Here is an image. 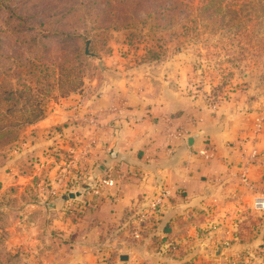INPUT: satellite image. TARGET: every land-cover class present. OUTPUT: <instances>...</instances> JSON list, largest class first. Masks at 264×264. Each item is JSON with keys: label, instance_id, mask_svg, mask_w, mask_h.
I'll return each mask as SVG.
<instances>
[{"label": "crops", "instance_id": "obj_1", "mask_svg": "<svg viewBox=\"0 0 264 264\" xmlns=\"http://www.w3.org/2000/svg\"><path fill=\"white\" fill-rule=\"evenodd\" d=\"M191 77L172 59L27 125L0 166V264H221L247 247L242 205L264 216L254 207L264 196V82L248 76L211 100ZM63 149L76 159L69 176ZM93 176L114 184L67 197ZM161 189L160 217L135 239L138 213Z\"/></svg>", "mask_w": 264, "mask_h": 264}, {"label": "rangeland", "instance_id": "obj_2", "mask_svg": "<svg viewBox=\"0 0 264 264\" xmlns=\"http://www.w3.org/2000/svg\"><path fill=\"white\" fill-rule=\"evenodd\" d=\"M172 59L191 67L195 92L211 100L248 76L264 82V0H0V113L16 122L72 101L84 107L105 83ZM25 127L0 138V163ZM58 157L69 176L74 154ZM242 206L240 244L249 245L221 264H264V216Z\"/></svg>", "mask_w": 264, "mask_h": 264}, {"label": "built area", "instance_id": "obj_3", "mask_svg": "<svg viewBox=\"0 0 264 264\" xmlns=\"http://www.w3.org/2000/svg\"><path fill=\"white\" fill-rule=\"evenodd\" d=\"M201 155H208L207 150H201L199 151ZM76 182H73L72 186H75ZM114 184V180L109 178V177H103L97 180L92 188L88 190L87 192L91 193L92 195H99L100 192L105 189L110 187L111 185ZM67 190V186H65ZM168 196V191L165 189H161L159 194L152 198L146 206L138 213V217L136 221L134 222V237L135 239H140L141 238V233L145 231L147 227H150L155 221L160 217L162 213V207L164 204V199ZM254 207L257 210H262L264 211V196H258L255 199L254 202Z\"/></svg>", "mask_w": 264, "mask_h": 264}, {"label": "trees", "instance_id": "obj_4", "mask_svg": "<svg viewBox=\"0 0 264 264\" xmlns=\"http://www.w3.org/2000/svg\"><path fill=\"white\" fill-rule=\"evenodd\" d=\"M8 10L11 12V17H15L16 13L14 10H12L10 7H8ZM17 19H22V22H26L25 18L24 17H16ZM56 33H52V35H54ZM10 112V111H9ZM0 138H2L3 136H6L7 134H11L12 132L18 130L17 127L19 126H22L24 124L27 125H30V124H33V123H36L37 121L43 119L45 116L43 114L42 111H39L38 114H35L34 116H32V118H29V117H25V118H22L20 121L18 120V122H16V120H11V119H8L6 118L2 112L0 113ZM18 137H15V139L17 140ZM4 161H2L0 163V166H3L4 165Z\"/></svg>", "mask_w": 264, "mask_h": 264}, {"label": "water", "instance_id": "obj_5", "mask_svg": "<svg viewBox=\"0 0 264 264\" xmlns=\"http://www.w3.org/2000/svg\"><path fill=\"white\" fill-rule=\"evenodd\" d=\"M87 52V50H86ZM101 65V63H99ZM195 137L190 138L188 141L191 144ZM96 180V177L93 176L91 181L83 183L77 189L71 190L67 193V197L71 200H79L88 190L93 186V181ZM126 258V257H125Z\"/></svg>", "mask_w": 264, "mask_h": 264}]
</instances>
